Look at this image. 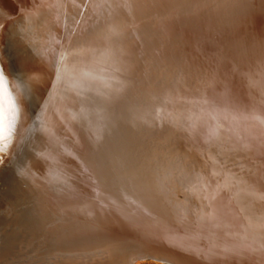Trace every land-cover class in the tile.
I'll return each mask as SVG.
<instances>
[{
  "label": "bare ground",
  "instance_id": "obj_1",
  "mask_svg": "<svg viewBox=\"0 0 264 264\" xmlns=\"http://www.w3.org/2000/svg\"><path fill=\"white\" fill-rule=\"evenodd\" d=\"M254 1L0 0V62L21 106L0 154L12 156L0 203L95 197L100 175L98 199L142 191L174 206L156 230L175 250L264 264V78L249 79L250 101L216 96L168 66L167 41L193 29L210 44L254 43L264 35Z\"/></svg>",
  "mask_w": 264,
  "mask_h": 264
},
{
  "label": "water",
  "instance_id": "obj_2",
  "mask_svg": "<svg viewBox=\"0 0 264 264\" xmlns=\"http://www.w3.org/2000/svg\"><path fill=\"white\" fill-rule=\"evenodd\" d=\"M254 4L260 7L264 0ZM253 14L262 19L264 26L262 10ZM177 34L167 38L172 46L168 66L193 76L188 83L204 78L203 84L216 96L219 91L221 97L233 95L242 101L249 100L248 94L252 93L249 79L263 84L260 79L264 78V35L241 48V42L233 39L217 41L221 44L206 43L193 29L184 36ZM152 44L155 42L147 43V51ZM227 83L230 84L226 86ZM236 84V92L226 89ZM263 95L258 93L259 98L264 99ZM0 156L2 170L12 156ZM98 176L90 175L96 183L91 190L95 197L9 199L0 203V264H209L161 240L158 231L175 219L174 206L161 201L158 195L142 191L134 194H141L142 198L129 202L98 199L108 192L106 185L102 186L103 178ZM54 189L53 186L52 195L68 192ZM77 193L82 194L80 190Z\"/></svg>",
  "mask_w": 264,
  "mask_h": 264
},
{
  "label": "snow or ice",
  "instance_id": "obj_3",
  "mask_svg": "<svg viewBox=\"0 0 264 264\" xmlns=\"http://www.w3.org/2000/svg\"><path fill=\"white\" fill-rule=\"evenodd\" d=\"M9 85L8 76L0 68V154L11 148L14 129L21 113V106Z\"/></svg>",
  "mask_w": 264,
  "mask_h": 264
},
{
  "label": "rangeland",
  "instance_id": "obj_4",
  "mask_svg": "<svg viewBox=\"0 0 264 264\" xmlns=\"http://www.w3.org/2000/svg\"><path fill=\"white\" fill-rule=\"evenodd\" d=\"M142 264H161V263H155V262H143Z\"/></svg>",
  "mask_w": 264,
  "mask_h": 264
}]
</instances>
